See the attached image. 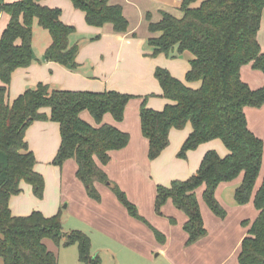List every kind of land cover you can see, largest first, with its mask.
<instances>
[{"label": "trees", "instance_id": "1", "mask_svg": "<svg viewBox=\"0 0 264 264\" xmlns=\"http://www.w3.org/2000/svg\"><path fill=\"white\" fill-rule=\"evenodd\" d=\"M42 0H0V17L10 19L0 37V256L4 264H59L57 255L48 249L44 239L56 245H77L79 260L84 264H99L98 255L91 253L90 237L81 230L63 232L61 211L45 216L40 211L29 215L12 214L9 200L22 191L21 182L30 183L38 198L43 197L45 181L34 167L36 158L25 140L27 128L36 120L50 119L60 124L61 144L53 164L62 166L70 158L78 164L77 176L87 186L88 194L99 200L96 181L109 183L129 213L144 220L139 211L107 173L98 165L110 160L111 150L127 146L129 133L102 123L106 113L115 120L124 118L132 95L115 90L103 92L51 89L38 83L28 88L12 103L7 100L13 72L33 62V26L35 21L47 30L51 43L44 51V60L57 62L76 70L79 44L70 42L76 31L61 20L62 10L41 3ZM76 9L85 12L87 24L101 27L113 25L114 31L128 30L129 21L119 4L109 0H71ZM183 15L163 11L159 21L149 18V31L161 32L148 38L151 56L160 53L177 57L191 53L188 82L201 81L192 88L163 67L154 75L162 95L171 100L162 110L140 107L141 130L149 141L148 157L153 160L170 143L172 128L182 129L191 123L193 130L178 153L185 158L188 151L214 139H220L229 153L222 157L208 150L196 173L185 180H173L170 186L157 185L155 211L161 213L169 199L187 215L183 225L188 233L186 244H192L207 234L196 190L204 186L203 198L213 213L221 218L226 209L216 197L221 183L242 176L234 192L235 202L247 204L253 199L258 215L243 238L238 254L239 264H264V174L256 192L255 186L264 168V140L248 127L245 108L264 104V85L252 88L242 79L245 65L264 73V50L258 32L264 14V0H182ZM51 109L50 115L41 112ZM87 110L100 125L93 126L81 117ZM264 172V171H263ZM248 224V221H243ZM160 242L164 235L154 229Z\"/></svg>", "mask_w": 264, "mask_h": 264}, {"label": "crops", "instance_id": "2", "mask_svg": "<svg viewBox=\"0 0 264 264\" xmlns=\"http://www.w3.org/2000/svg\"><path fill=\"white\" fill-rule=\"evenodd\" d=\"M109 2L122 6L124 16L129 21L126 32H115L111 23H106L101 27L87 24L85 12L76 9L71 0H42L43 5L61 8V20L77 29L70 36V42L79 44V52L76 57L79 67L76 70H71L57 62L45 61L42 64L35 62L28 67L17 68L11 77L8 102L12 103L28 88H34L40 82L48 84L51 89L130 92L128 84L132 80L130 75L134 71H139L144 74L143 78L150 85L155 86V92L162 97L161 103L153 104L149 101L148 105L153 109L162 110L166 104L172 103V101L162 95V88L154 75L157 67L168 69L173 76L189 87L198 88L200 86L201 81L188 82L186 77L183 78V73H187L191 67V53L185 51L174 58L163 53L151 56L152 48L147 43L148 38L153 37L151 34L155 33L148 32L149 18L151 21L157 22L161 19L163 11H169L177 17H181L183 12L179 8L182 0H109ZM9 19L8 13H2L0 37ZM35 22L37 23V21ZM78 31L81 33L83 31L101 32L102 36L97 40H91L85 48H82L79 41L74 42ZM46 32L44 33L42 52L51 43V36L47 30ZM160 34L161 32H158V35ZM260 45L264 50L261 42ZM85 49L90 51L83 54ZM137 65L140 70L136 67ZM241 76L252 88L264 85V73L252 68L251 65L242 67ZM151 103L154 106L150 105ZM40 111L48 116L51 113L49 107H43ZM245 113L249 129L264 140V104L261 107L248 106L245 108ZM81 117L93 126L100 125L87 110L81 113ZM102 123L112 124L129 133L130 140L124 148L109 152L108 163L102 164L96 159L98 165L107 173L110 181L124 191L127 198L136 205L143 219L163 221V219L169 218L176 230L182 229L178 233L180 249H173L175 244L171 234L169 236L168 233L165 234L157 228L165 237V241L160 242L154 232L156 228H152L153 226L150 224L148 226L141 219L132 216L109 183L96 181L94 185L100 199L91 197L88 194L87 186L77 176L78 164L74 158L67 159L61 167L53 164V159L61 144V131L60 124L50 119L34 121L27 128L25 134L29 149L36 158L34 169L42 174L45 181L43 197L38 198L33 192L32 185L22 181V191L12 195L9 200L12 214L25 216L33 211H40L49 217L61 211L65 222L72 218L99 232L103 230L105 235L113 236L122 249L142 254L140 246L146 242L148 249L158 250L157 255L167 258L170 264H225L235 249H238V260L242 240L258 215L253 199L243 205L235 202L234 192L242 181V176L231 182L221 183L216 190L217 199L227 211L224 218L215 215L205 202L203 198L205 187L198 188L202 189L200 197L197 195L198 189L196 190L207 234L195 243L186 244L188 233L184 230L183 225L188 217L173 204L171 199L162 207L160 214L155 211L157 185L170 186L173 180L189 178L196 173L204 153L208 150L214 149L220 156H226L229 150L224 143L220 139L211 140L188 151L187 159L185 158L187 161L183 158L179 159L180 157L176 153L193 130L191 123H187V129L183 131L177 128L171 129L169 145L157 158L151 160L148 157L149 141L141 130L138 103L133 101L127 103L124 118L121 121L115 120L111 113H106ZM263 171L264 168L257 179L254 192L262 184ZM231 194L233 195L232 200ZM64 201H66L67 208H62ZM246 220L248 221L247 228L243 224V221ZM157 225L159 226L156 222ZM80 227L81 225L77 224L68 230H80ZM162 227L165 228V226ZM47 239L49 238L44 239L46 246L54 252L53 247L58 245L53 241V244L48 245ZM183 244L186 248L184 252Z\"/></svg>", "mask_w": 264, "mask_h": 264}, {"label": "rangeland", "instance_id": "3", "mask_svg": "<svg viewBox=\"0 0 264 264\" xmlns=\"http://www.w3.org/2000/svg\"><path fill=\"white\" fill-rule=\"evenodd\" d=\"M33 31H34V36H33L32 46H33V58L34 59H33L32 63L37 62L39 64H42L45 62V60L43 58L44 52L41 51V48L44 45V33H47V32H46V30H44L43 28L38 26V24L36 22L34 23ZM148 32H150V31H148ZM151 35L155 36V37L159 36L158 32H155L154 34H151ZM101 36H102L101 32L91 33L90 31L89 32L83 31V33H81L80 31H78V34L76 35V39L74 42L79 41L81 44V47L85 48L86 45L88 44V42H90L91 40H97ZM258 40L262 43V46L264 48V14H263L262 22H261V27H260V30L258 32ZM89 51H90L89 49H85V50H83V54H85ZM136 67L139 68L138 65ZM143 68H145V67H143ZM135 70H137V69H135ZM139 70H140V68H139ZM134 72H135V75H134ZM134 72L131 73V75H130V78L132 80L130 82H128V84L130 85V92H128V91L124 92L126 94L132 95V98L130 99L129 102L133 101L134 103H138L139 110H140L142 103L144 102V100L146 98H148L146 101V104H147V107H149V108H152L148 105V103H150L149 101H151L153 104L154 103H158V104L161 103L160 99H162V97L160 96L159 93L155 92V90H156L155 86L150 85L145 80V78H143L144 74L142 72L141 73L139 71H134ZM185 74H186V72L183 73V78L186 77ZM127 77H129L128 74H127ZM130 78H128V79H130ZM121 93H123V92H121ZM152 103L150 105H152ZM152 106H154V105H152ZM187 125L185 127H183L181 130L183 131V130L187 129ZM216 141H220V140H216ZM222 147H224V146H222ZM180 149L181 148H179V151H180ZM179 151L176 153L177 155H178ZM185 158L187 159V156ZM185 158H183V159H185ZM179 159H181V158H179ZM200 193H202L201 188L197 190V195H199V197H200ZM230 198L232 200V198H233L232 194H231ZM63 207H66V201H64V203L62 204V208ZM163 218H165V217L163 216ZM62 220H63V223H62L63 232H65V233H68L71 231V229L68 230L69 228H72V227L76 226L77 224L81 225L80 230H84L83 232L86 233L90 237L91 244H92V246H91L92 255L93 256L98 255L100 258L99 264H170V261L167 260V258H165L162 255H157L159 252L158 250L148 249V243H146V242H144L143 245L140 246L141 247L140 251L142 254H137V253L128 251L127 249H122V247L118 243H116V241L114 240V237L113 236L109 237L108 235H105L103 230H102V232L101 231L99 232L98 230H95L94 228L88 227L86 224L85 225L82 224V222H80L79 220L72 219V218L67 219V221L65 222L63 219V215H62ZM147 220H148L147 218H146V220L141 219V221L143 223H146L148 226L150 224L151 226H153L152 228H156V229L158 228L159 230L163 231V233H165V234L168 233L169 236L171 234V236L174 240V244H175V247L173 249L174 250L176 248L180 249V238H179L178 233L182 229L176 230L175 225L171 223L169 218H165V219H163V221H160V220H152V221L148 220L147 221ZM156 222L159 224V226L158 225L156 226ZM162 226H165V228ZM247 226L248 225H246V228H247ZM171 227H172V229H171ZM47 243H48V245L50 243L53 244L51 239H47ZM53 248H54L55 254L57 255L59 264H84L79 260L78 250H77L76 244L70 245V246H64V245L54 246ZM185 249H186L185 245L183 244L182 245L183 252ZM237 253H238V249H235V251L229 255L227 263L225 262V264H238ZM0 264H4L1 256H0Z\"/></svg>", "mask_w": 264, "mask_h": 264}]
</instances>
